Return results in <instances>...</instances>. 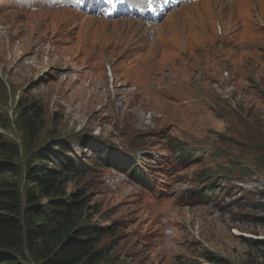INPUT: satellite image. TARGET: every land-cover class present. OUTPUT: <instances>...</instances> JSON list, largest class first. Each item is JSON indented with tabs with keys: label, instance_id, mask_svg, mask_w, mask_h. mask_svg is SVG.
<instances>
[{
	"label": "rangeland",
	"instance_id": "1",
	"mask_svg": "<svg viewBox=\"0 0 264 264\" xmlns=\"http://www.w3.org/2000/svg\"><path fill=\"white\" fill-rule=\"evenodd\" d=\"M211 2L157 31L0 12V138L18 152L0 183L25 189L34 150L69 147L62 160L87 170L65 188L89 198L118 264H264V0ZM28 102L42 123L32 143L15 125Z\"/></svg>",
	"mask_w": 264,
	"mask_h": 264
},
{
	"label": "trees",
	"instance_id": "2",
	"mask_svg": "<svg viewBox=\"0 0 264 264\" xmlns=\"http://www.w3.org/2000/svg\"><path fill=\"white\" fill-rule=\"evenodd\" d=\"M39 111L28 102L15 121L16 126L21 124L24 133L30 134L31 143L36 141L42 126ZM0 127L7 129L9 125L6 121ZM62 146L48 145L34 150L25 165L28 185L25 189L8 181L0 183V264L120 263L111 256L110 248L101 245L106 230L90 223L89 212L93 208L89 198L80 191L68 193L65 188L71 178L86 174L87 166L68 157H63V161L59 155L69 147ZM263 146H259L260 163H264ZM17 156V149L0 138V173L14 174L11 162ZM232 168L223 170L229 174ZM237 172L243 176L248 173L241 168ZM206 192L212 195L215 190L208 188ZM260 244L264 255V242ZM209 260L214 264H228L211 256Z\"/></svg>",
	"mask_w": 264,
	"mask_h": 264
},
{
	"label": "bare ground",
	"instance_id": "3",
	"mask_svg": "<svg viewBox=\"0 0 264 264\" xmlns=\"http://www.w3.org/2000/svg\"><path fill=\"white\" fill-rule=\"evenodd\" d=\"M143 174V173H140V175Z\"/></svg>",
	"mask_w": 264,
	"mask_h": 264
}]
</instances>
